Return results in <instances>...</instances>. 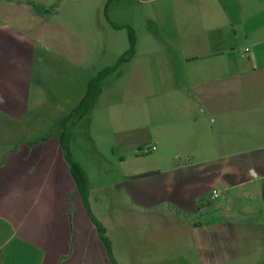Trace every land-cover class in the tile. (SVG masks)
<instances>
[{
    "label": "crops",
    "instance_id": "obj_1",
    "mask_svg": "<svg viewBox=\"0 0 264 264\" xmlns=\"http://www.w3.org/2000/svg\"><path fill=\"white\" fill-rule=\"evenodd\" d=\"M156 14L158 45L143 51L136 40L122 71L126 93L150 117L139 129L154 141L145 152L160 159L115 190L89 185V207L59 134H28L46 32L0 19V264H114L90 211L119 264L171 252L197 255L188 263L241 264L245 254L264 264V0H176L170 24ZM72 100L58 109L81 95ZM44 115L50 126L60 113ZM138 143L131 149L145 153Z\"/></svg>",
    "mask_w": 264,
    "mask_h": 264
},
{
    "label": "rangeland",
    "instance_id": "obj_2",
    "mask_svg": "<svg viewBox=\"0 0 264 264\" xmlns=\"http://www.w3.org/2000/svg\"><path fill=\"white\" fill-rule=\"evenodd\" d=\"M175 1L0 0V6L4 9L0 19L4 22H11L28 34H36L39 27L42 34L46 32L40 38L42 46L38 50L47 63L36 71L33 79L34 97L29 119L35 121L36 125L29 127L28 134L33 137L45 133L42 137L48 133L58 135L65 118L63 125L66 123L72 131L71 150L87 168L89 185L92 187L99 182L109 189H117L118 184L123 187L124 176L128 172L146 171L160 159L158 151L145 152L154 141L148 134L142 136L144 133L139 129L144 124L149 126L150 117L144 110L139 111L143 103L139 105L138 99H131L124 88L126 76L122 71L123 63H118V60L129 48V31L124 27L116 28L113 23L131 25L136 32L139 50L144 51L151 43L158 45L159 39L153 33L155 20H152L156 12L159 9L166 12L165 19L170 24ZM191 2L197 3V0ZM35 4L36 7H47L48 15L44 16ZM26 6L35 12V17L30 18L23 8ZM165 32L171 35L169 29L166 28ZM116 63L117 67L103 78V81L107 78L104 92L88 112L80 107L75 110L81 100L73 104L72 109H58L62 105L70 106L72 99L80 95L82 99L94 77ZM54 113H60L56 125H43L48 117L44 114L53 120ZM72 115L74 118H71ZM126 128L132 130L127 132ZM136 143L143 146L141 148L145 153H139V146L131 149V145ZM129 149L132 151H127ZM121 153L125 155L124 159L120 157ZM162 162L170 167L175 161L164 158ZM114 213H118V210L115 209ZM128 224L131 225L132 221ZM150 233L153 235V231ZM193 256L198 260L197 255L190 252L154 254V261L147 263L198 264L197 261L187 262ZM243 256L247 257L243 258L241 264L252 263V257ZM210 257L214 258V255ZM258 259L264 260V254Z\"/></svg>",
    "mask_w": 264,
    "mask_h": 264
},
{
    "label": "trees",
    "instance_id": "obj_3",
    "mask_svg": "<svg viewBox=\"0 0 264 264\" xmlns=\"http://www.w3.org/2000/svg\"><path fill=\"white\" fill-rule=\"evenodd\" d=\"M37 4H35L36 7ZM39 11L44 12L45 10L48 11L44 6H38L36 7ZM114 27L116 28H127L129 31V48L126 50V52L119 58V62H123L126 60H129L133 57L135 54V47H136V32L135 29L129 25V24H117L113 23ZM117 67L116 65L109 66L104 68L98 76L94 77V79L90 82L88 85L87 91L84 94L83 98L80 101V104L77 105L75 110H77L79 107L84 109L83 111L88 112L93 106H95V102L98 98V96L101 93L102 90V82L103 78L110 72L113 71ZM60 142L62 145V148L65 152V157L68 160L72 174L74 176V179L76 181L77 187L80 189L84 202L89 207V194H90V187L88 182V176L86 173V170L84 167L80 164L79 161H77L72 152H71V140H72V131L66 126V123L63 125L59 132ZM41 139V138H40ZM91 218L97 227L99 234L104 241L110 258L113 261L114 264H118L117 260L114 258L113 253L111 251V241L107 235L106 228L103 226L102 222L98 219V217L90 211Z\"/></svg>",
    "mask_w": 264,
    "mask_h": 264
},
{
    "label": "built area",
    "instance_id": "obj_4",
    "mask_svg": "<svg viewBox=\"0 0 264 264\" xmlns=\"http://www.w3.org/2000/svg\"><path fill=\"white\" fill-rule=\"evenodd\" d=\"M154 148H155V146L152 147V149H154ZM218 195H219L218 189H213L210 200H214Z\"/></svg>",
    "mask_w": 264,
    "mask_h": 264
}]
</instances>
